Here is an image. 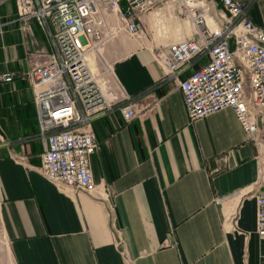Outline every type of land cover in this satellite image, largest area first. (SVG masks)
<instances>
[{
	"label": "crops",
	"instance_id": "1",
	"mask_svg": "<svg viewBox=\"0 0 264 264\" xmlns=\"http://www.w3.org/2000/svg\"><path fill=\"white\" fill-rule=\"evenodd\" d=\"M235 1L250 4L251 20L264 28V0ZM154 8L142 15L145 32L155 10L169 14L173 34L112 46L111 85L121 101L92 124L97 187L86 193L41 171L34 94L22 74L53 47L37 23L21 30L15 0H0V64L16 74L0 82V264H264V137L248 140L231 108L190 120L153 51L191 38L193 24L170 0ZM208 62L196 58L184 78ZM130 104L136 116L128 122L121 109Z\"/></svg>",
	"mask_w": 264,
	"mask_h": 264
},
{
	"label": "built area",
	"instance_id": "2",
	"mask_svg": "<svg viewBox=\"0 0 264 264\" xmlns=\"http://www.w3.org/2000/svg\"><path fill=\"white\" fill-rule=\"evenodd\" d=\"M23 32L32 22L48 36L53 51L47 60L22 74L34 94L44 148L43 175L86 193L96 190L91 167L99 141L92 129L96 118L111 114L121 101L108 74L93 72L90 51L113 35L117 20L126 34L144 37L142 15L159 0H15ZM193 24V36L155 48L164 71L162 81L176 83L192 122L231 108L248 140L264 137V28L249 16L247 2L235 0H170ZM209 62L184 78L194 60ZM16 74L0 64V82L11 84ZM129 122L132 104L121 109ZM258 186L264 188V160ZM2 200L0 199V206ZM257 233L264 239V190L257 197ZM237 214L232 222H236Z\"/></svg>",
	"mask_w": 264,
	"mask_h": 264
},
{
	"label": "rangeland",
	"instance_id": "3",
	"mask_svg": "<svg viewBox=\"0 0 264 264\" xmlns=\"http://www.w3.org/2000/svg\"><path fill=\"white\" fill-rule=\"evenodd\" d=\"M155 5V4H154ZM153 5V8H154ZM155 9V8H154ZM155 11V10H154ZM150 14V23L146 24L149 28L148 32L146 30L145 34L151 41H166L173 34L171 30L172 20L167 12H162L156 15L155 12ZM147 20V19H146ZM144 25V23H143ZM152 37V39H151ZM131 38L129 37L123 25L121 19L117 20V23L113 29V35L107 38L104 42L99 44L90 51V66L94 73L103 74L108 71V67H112L113 60L116 58V53L112 51V46L119 40ZM178 39H176L177 41ZM26 80V79H24ZM29 82L28 80H26Z\"/></svg>",
	"mask_w": 264,
	"mask_h": 264
},
{
	"label": "bare ground",
	"instance_id": "4",
	"mask_svg": "<svg viewBox=\"0 0 264 264\" xmlns=\"http://www.w3.org/2000/svg\"><path fill=\"white\" fill-rule=\"evenodd\" d=\"M89 57H90V56H89ZM88 61H90V58H88ZM108 74H109L113 79H115V78H114V73H113V70H112L111 67H108Z\"/></svg>",
	"mask_w": 264,
	"mask_h": 264
}]
</instances>
